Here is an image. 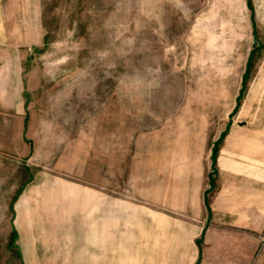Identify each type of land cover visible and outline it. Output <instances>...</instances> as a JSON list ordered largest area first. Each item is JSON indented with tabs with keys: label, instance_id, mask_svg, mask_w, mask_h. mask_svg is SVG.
Here are the masks:
<instances>
[{
	"label": "rangeland",
	"instance_id": "rangeland-1",
	"mask_svg": "<svg viewBox=\"0 0 264 264\" xmlns=\"http://www.w3.org/2000/svg\"><path fill=\"white\" fill-rule=\"evenodd\" d=\"M0 4V264H175L214 204L264 264V0Z\"/></svg>",
	"mask_w": 264,
	"mask_h": 264
},
{
	"label": "crops",
	"instance_id": "crops-1",
	"mask_svg": "<svg viewBox=\"0 0 264 264\" xmlns=\"http://www.w3.org/2000/svg\"><path fill=\"white\" fill-rule=\"evenodd\" d=\"M218 205L214 204V207H211L210 204L211 208L207 209L202 226L193 235L195 239L188 241L190 251L175 264L250 263L261 241L257 242L259 240L255 235L248 238L246 227L236 223L234 217L237 214L241 215L244 207L227 209L223 204L221 207Z\"/></svg>",
	"mask_w": 264,
	"mask_h": 264
}]
</instances>
